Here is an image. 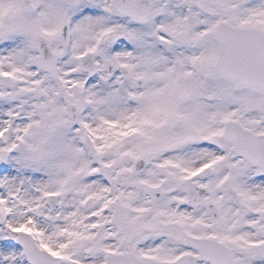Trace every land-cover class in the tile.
Returning <instances> with one entry per match:
<instances>
[{"label": "snow or ice", "instance_id": "1", "mask_svg": "<svg viewBox=\"0 0 264 264\" xmlns=\"http://www.w3.org/2000/svg\"><path fill=\"white\" fill-rule=\"evenodd\" d=\"M0 264H264V0H0Z\"/></svg>", "mask_w": 264, "mask_h": 264}]
</instances>
